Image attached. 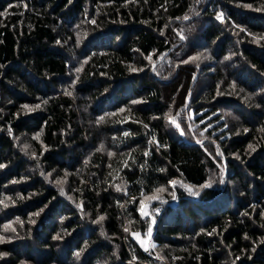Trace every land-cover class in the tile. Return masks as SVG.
<instances>
[{"label":"trees","instance_id":"16d2710c","mask_svg":"<svg viewBox=\"0 0 264 264\" xmlns=\"http://www.w3.org/2000/svg\"><path fill=\"white\" fill-rule=\"evenodd\" d=\"M171 182L202 189L140 251ZM0 237V264H264V0H0Z\"/></svg>","mask_w":264,"mask_h":264},{"label":"rangeland","instance_id":"374dc122","mask_svg":"<svg viewBox=\"0 0 264 264\" xmlns=\"http://www.w3.org/2000/svg\"><path fill=\"white\" fill-rule=\"evenodd\" d=\"M196 9H195V13H196ZM209 51L208 50H204L203 52H197L196 54L192 55V59H197V60H207L209 58ZM206 56V57H205ZM77 68H74V70ZM79 70V69H78ZM77 70V71H78ZM76 72V71H75ZM71 80V79H69ZM75 80V79H74ZM70 86V81H66V85H65V89L67 91L68 87ZM84 101V100H83ZM222 112V111H221ZM222 114H224V116L227 117H231L235 119L234 114L230 113V112H222ZM169 123H171L174 127H177L174 123H172V120L169 119ZM225 168H226V164L224 162H222L219 165V169L222 172V174H225ZM55 186L61 188V193H65L64 189V185L61 181L55 180ZM210 186L204 187V188H209ZM63 188V189H62ZM203 188V189H204ZM189 189L191 191H189ZM202 189V188H201ZM201 189H192L190 187H186L181 185L180 183H175V182H171L168 185V188H162L160 190H157L154 194L148 196V197H144L142 199V202L140 204L139 207V212L142 218L144 219H148L149 223H150V227L148 229V231L146 232V234L143 235L144 241H145V245H146V251H154L155 250V243L153 241L154 239V235H155V230L157 228V218L158 216L161 215V206H166L167 203L171 200L173 202L170 201L171 206L175 205L177 202L176 200H174V198H178V191H182V192H186L187 194L190 195H197L199 194V191ZM162 190V191H161ZM170 191V192H169ZM166 196L171 197V199H168ZM12 230V226L11 225H5L2 229L3 232L8 233L9 231ZM5 241H11L10 238H1L0 237V243H3ZM1 258L5 257L3 254L0 255ZM7 257V256H6Z\"/></svg>","mask_w":264,"mask_h":264},{"label":"water","instance_id":"95a60500","mask_svg":"<svg viewBox=\"0 0 264 264\" xmlns=\"http://www.w3.org/2000/svg\"><path fill=\"white\" fill-rule=\"evenodd\" d=\"M130 239L140 251H146L145 241L142 236L138 235V233L133 232L130 234Z\"/></svg>","mask_w":264,"mask_h":264},{"label":"snow or ice","instance_id":"6c2138e0","mask_svg":"<svg viewBox=\"0 0 264 264\" xmlns=\"http://www.w3.org/2000/svg\"><path fill=\"white\" fill-rule=\"evenodd\" d=\"M220 17H218V19H219ZM24 107H27V105H25ZM205 187H207V185H205ZM162 191V190H161ZM189 191H191L190 189H189Z\"/></svg>","mask_w":264,"mask_h":264}]
</instances>
